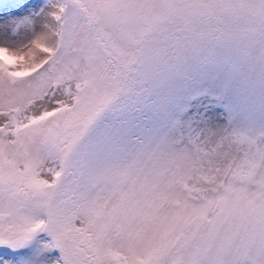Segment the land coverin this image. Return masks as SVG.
<instances>
[{
	"label": "snow or ice",
	"instance_id": "6c2138e0",
	"mask_svg": "<svg viewBox=\"0 0 264 264\" xmlns=\"http://www.w3.org/2000/svg\"><path fill=\"white\" fill-rule=\"evenodd\" d=\"M0 264H264V0H0Z\"/></svg>",
	"mask_w": 264,
	"mask_h": 264
},
{
	"label": "rangeland",
	"instance_id": "374dc122",
	"mask_svg": "<svg viewBox=\"0 0 264 264\" xmlns=\"http://www.w3.org/2000/svg\"><path fill=\"white\" fill-rule=\"evenodd\" d=\"M5 2H7V0H5Z\"/></svg>",
	"mask_w": 264,
	"mask_h": 264
}]
</instances>
